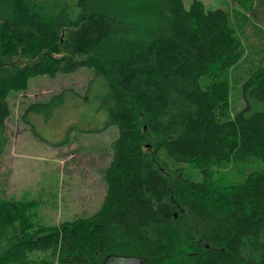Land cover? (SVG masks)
I'll list each match as a JSON object with an SVG mask.
<instances>
[{"label": "trees", "instance_id": "trees-1", "mask_svg": "<svg viewBox=\"0 0 264 264\" xmlns=\"http://www.w3.org/2000/svg\"><path fill=\"white\" fill-rule=\"evenodd\" d=\"M233 1L264 28V0ZM76 7L0 0V156L10 93L90 69L88 87L105 91V127L118 129L105 197L90 217L47 229L24 220L23 203L0 199V221L23 223L0 264H264V65L230 85L246 49L228 12L199 0ZM64 95L27 111L48 117Z\"/></svg>", "mask_w": 264, "mask_h": 264}, {"label": "rangeland", "instance_id": "rangeland-1", "mask_svg": "<svg viewBox=\"0 0 264 264\" xmlns=\"http://www.w3.org/2000/svg\"><path fill=\"white\" fill-rule=\"evenodd\" d=\"M76 10L78 0H63ZM193 0H183L189 7ZM206 10L228 12L245 49L244 61L229 75L234 86L264 65V28L240 10L233 0H199ZM14 60H21L14 57ZM90 69L54 78H31L24 92L8 96L10 116L6 121L8 145L0 156V199L23 203L24 220L33 229L51 228L63 221L86 218L102 205L106 184L104 170L111 162V143L118 137L116 126L105 127L108 114L101 97L105 91ZM232 102L239 87L231 88ZM67 91V93H65ZM237 91V92H235ZM64 93L62 102L46 117L27 111L31 104L47 102ZM25 221V222H26ZM1 222V221H0ZM23 223L0 226V250L6 248ZM102 264H138L133 259L104 258Z\"/></svg>", "mask_w": 264, "mask_h": 264}]
</instances>
